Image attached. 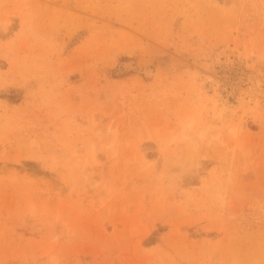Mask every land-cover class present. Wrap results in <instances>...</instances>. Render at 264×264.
<instances>
[{
	"label": "rangeland",
	"instance_id": "1",
	"mask_svg": "<svg viewBox=\"0 0 264 264\" xmlns=\"http://www.w3.org/2000/svg\"><path fill=\"white\" fill-rule=\"evenodd\" d=\"M0 264H264V0H0Z\"/></svg>",
	"mask_w": 264,
	"mask_h": 264
},
{
	"label": "bare ground",
	"instance_id": "2",
	"mask_svg": "<svg viewBox=\"0 0 264 264\" xmlns=\"http://www.w3.org/2000/svg\"><path fill=\"white\" fill-rule=\"evenodd\" d=\"M210 105V107H209V109H208V111L210 112V113H212V117L214 118V120L215 121H217V123L218 124H220L221 126H224L226 123L225 122H227L228 120H230L229 118L231 117V119H232V113H230L229 112V110H228V107H226V106H220L219 104H218V102L217 101H215L214 99L213 100H210V101H207V104H206V107H208ZM232 109V108H231ZM233 112V111H232ZM229 122V121H228ZM227 122V123H228ZM230 122H232V121H230ZM229 122V123H230ZM228 123V124H229ZM228 124H227V126H228ZM191 126V122L190 121H186V122H184V124H182V131H181V135L183 136V137H186V136H188L189 134H188V131L186 130V129H188L189 127ZM232 126V125H231ZM230 125H229V127H230V132H232V133H234V131H235V126L233 127H231ZM186 131H185V130Z\"/></svg>",
	"mask_w": 264,
	"mask_h": 264
}]
</instances>
